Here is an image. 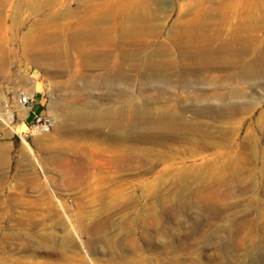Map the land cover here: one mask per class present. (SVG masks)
Returning <instances> with one entry per match:
<instances>
[{
	"label": "rangeland",
	"instance_id": "obj_1",
	"mask_svg": "<svg viewBox=\"0 0 264 264\" xmlns=\"http://www.w3.org/2000/svg\"><path fill=\"white\" fill-rule=\"evenodd\" d=\"M80 1L0 0V264H264V80L223 84L240 88L242 96L229 101L245 109L220 117L204 111L220 104L212 96L218 71L188 86L173 79L161 92L128 67L126 100L98 87L104 71L82 66L77 46L70 48L65 74L21 56L22 42L51 14L74 33L100 8L116 12L129 1L145 3ZM158 1L159 8L150 5L146 52L129 62H146L157 47L163 62H178L186 47L218 51L242 42L264 49V0L252 2L258 7L254 23L244 12L247 0L235 9L232 0ZM141 39H131V54ZM22 94L33 98L31 110L19 104ZM204 96L212 97L182 114L198 124L194 140L140 144L64 132L81 112L111 111L128 101L144 102L147 111L189 109L188 99ZM31 112L50 119L49 132L30 133ZM204 133L214 139L200 137ZM130 147L144 151L125 153ZM236 169L239 176L232 178Z\"/></svg>",
	"mask_w": 264,
	"mask_h": 264
},
{
	"label": "bare ground",
	"instance_id": "obj_2",
	"mask_svg": "<svg viewBox=\"0 0 264 264\" xmlns=\"http://www.w3.org/2000/svg\"><path fill=\"white\" fill-rule=\"evenodd\" d=\"M153 1L155 7L159 8L158 0H145L142 6L134 1H129L123 11L116 9V12L112 7L108 10L97 8L96 14L84 18L78 24L74 33L64 31L66 29L64 25H57L59 23L56 24L55 22L58 16L55 13L51 14L54 11H50L51 17L48 16L47 20L45 19V23L48 24L41 27L43 30L37 27L38 31L36 33L31 32L32 35H29V38L27 37L28 39L22 42L21 56L32 62H49L55 69V73L65 74L71 65L70 52L72 50L70 48L77 46V55L80 62H82V66L104 71L96 78L98 87L105 90L109 97L115 96L113 92L118 91L126 100L130 98V91L129 88L122 87V84H125L129 77L127 74L128 67L136 68L142 79L148 83L157 84L161 92H166L169 87L171 88L174 82L173 79L178 80L181 78L184 84L188 86L201 80L206 72L218 71L221 75L214 80L215 83H218V86L215 87L216 93L212 96L220 104L217 108H208L204 111L210 112L213 110L220 117H230L240 109H245L244 103H234L233 101L231 103L229 101L239 99L242 96L240 88L223 87V84L232 81L238 84L241 80H264V49H258V44L249 46L242 42L235 45L225 43L224 48H220L218 51L206 47H186L183 50L181 49L178 62L158 60L162 57V54L160 48L157 47L152 53L147 52L149 55L147 54L146 62H129L135 57L141 59L146 52V43L142 41L147 37L145 31L153 28L150 25L152 17L149 16L150 5ZM238 1L241 2L242 0H232L229 7L235 9ZM246 2L247 8L243 7L244 12L251 16V23H254V21H257L254 18V13L258 7L252 4L253 0H247ZM86 4L81 5L80 3L83 10L86 9L83 6ZM79 11H77L78 14ZM112 15L117 16H115L116 20L111 17ZM203 15H206V13ZM155 17L157 16L154 15L153 18ZM199 17H201L200 13ZM252 29L258 30L257 27ZM72 30H74V27ZM137 36L142 38L141 46L138 51H132L134 54H131L129 50L131 39ZM237 38L241 39V37ZM98 47L102 49H95ZM3 52L5 51L0 49V77L2 76L3 66L1 61L3 60ZM114 52H117V54L113 55ZM249 54H251V57L247 58ZM112 58L117 59L119 62L116 65H110L111 62L109 61ZM240 58H244L243 62ZM212 96L197 97L194 100L188 99L186 102L191 105L189 109L163 106L156 111H147L144 108V102L141 101V104L138 105L128 101L111 111L81 112L74 117L71 116L70 119L72 120L68 122L72 123L64 127V132L74 137L99 138L111 142L133 141L143 144L149 141L161 144L169 140L190 141L195 139V128H198V124L185 121L182 114L188 110L192 111L191 107L194 106V103L208 102ZM207 107L206 105L205 108ZM103 128H107L106 133L100 132ZM201 135L214 139L211 133L200 134V137H202ZM124 151L128 154H142L144 149L130 147ZM252 158H255L254 154ZM239 173V169H236L231 172V177L236 178Z\"/></svg>",
	"mask_w": 264,
	"mask_h": 264
},
{
	"label": "built area",
	"instance_id": "obj_3",
	"mask_svg": "<svg viewBox=\"0 0 264 264\" xmlns=\"http://www.w3.org/2000/svg\"><path fill=\"white\" fill-rule=\"evenodd\" d=\"M18 102L24 108L32 109L33 106V98L28 95L22 94L19 96ZM32 121L28 125L30 133H47L51 127V121L49 118H44L43 116L31 112Z\"/></svg>",
	"mask_w": 264,
	"mask_h": 264
},
{
	"label": "crops",
	"instance_id": "obj_4",
	"mask_svg": "<svg viewBox=\"0 0 264 264\" xmlns=\"http://www.w3.org/2000/svg\"><path fill=\"white\" fill-rule=\"evenodd\" d=\"M1 146H2V148H3V150H4V149H5V145H1V144H0V147H1Z\"/></svg>",
	"mask_w": 264,
	"mask_h": 264
}]
</instances>
